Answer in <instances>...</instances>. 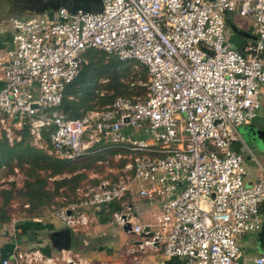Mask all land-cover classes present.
Returning <instances> with one entry per match:
<instances>
[{
	"label": "built area",
	"instance_id": "obj_1",
	"mask_svg": "<svg viewBox=\"0 0 264 264\" xmlns=\"http://www.w3.org/2000/svg\"><path fill=\"white\" fill-rule=\"evenodd\" d=\"M99 12L64 7L13 15L8 47L0 42V128L8 141L27 126L31 144L73 161L104 153L125 159L122 175L54 209L50 218L83 232L95 212H110L139 235L137 248L161 246L185 264H264V252L246 263L236 236L260 228L264 169L245 165L238 127L259 109L264 82V0H101ZM252 24L253 40L239 48L224 36L227 12ZM98 49L146 69L143 96H116L99 108L67 117L57 107L79 73L82 54ZM50 129V130H49ZM137 129L147 137H134ZM47 132L43 141L42 131ZM134 182V185L132 183ZM156 201L146 224L136 222L128 195ZM91 210L92 212H86ZM39 221V218H37ZM88 264L69 249L44 255L13 241L0 264Z\"/></svg>",
	"mask_w": 264,
	"mask_h": 264
},
{
	"label": "rangeland",
	"instance_id": "obj_2",
	"mask_svg": "<svg viewBox=\"0 0 264 264\" xmlns=\"http://www.w3.org/2000/svg\"><path fill=\"white\" fill-rule=\"evenodd\" d=\"M16 2V0H0V40L4 41L5 48L9 46V43L4 40L5 34L11 32V28L8 25L7 20L13 15H19L18 13H16L15 9ZM41 6V11L49 10V0H42ZM31 11L33 12V14H35L37 8H33ZM225 17L227 18V22L223 28V32L225 40L228 44H237L238 40L242 39V37L232 29V26L247 33H250L252 31L251 21L247 17L239 16L236 10L227 12ZM106 58L107 57H104L102 64L106 63ZM260 61L262 66L264 67V51L260 53ZM102 70L103 69L98 68L97 70H94V73L97 74ZM114 71V75L118 78L119 83L127 87V91H129V94L125 93V95L128 94L127 97L143 96L144 83L146 82L147 74L144 71V67L140 63L133 60L119 61ZM110 76V73L103 72L100 76L96 77L93 82L82 81L78 85V88L75 90V92H73V98L76 101L78 107L81 109H85L88 107H99L102 98H113L114 96L112 93V89L107 88V85L110 82ZM258 90L260 108L258 110V113H262V109H264V82L258 86ZM68 98H71V96H69ZM54 109L59 108L55 107ZM256 126L264 128V119H260L258 125L256 124ZM262 131H264V129H262ZM130 133L134 137L144 138L148 136L147 134L142 133L137 129L130 130ZM1 135L2 132L0 130V136ZM241 135L243 138L242 140L247 144L249 151L252 153L254 158L250 157L249 152L247 151V149H245L244 145L240 141L236 144L237 146L242 148L239 151L244 157L245 165L249 173L253 175L255 170L258 168V164L264 168V137L263 139L255 137L250 130L243 131ZM11 136L18 137V139L12 138L11 141H8L7 137L5 136L9 144L20 139V134L14 130L12 131ZM30 142L31 140L29 139V143ZM46 150L47 149H45V152L47 153ZM115 155V153H104L91 157L77 158L73 161L67 162L65 164V167L63 168V172L59 174L51 175L49 173V170L37 171L39 176L45 179V191H47V194L49 196L47 202L43 206H38L36 209L34 208V210L31 211V205L29 204L30 202L27 199L28 197H26L22 193V191H19L23 189V180L25 179L24 174L27 166H23V170H20L16 165H14V163L12 164L13 166L11 168L0 167V190H8L13 188L12 198L8 202L7 206L9 209V225L0 224V242L3 240L7 241L5 250H10L12 248L13 242L11 243L8 241L12 240L11 237L13 236H11V234H13L14 232L12 229H14L16 225H20L21 222H23L25 223L26 227V221L28 220H34L35 218L49 219L51 216L50 214L54 209L65 204L67 201L75 199L79 196L80 192H86L91 188H94L102 179L114 180L119 175H122L123 173L121 172V169L123 167L125 159H123L122 157H117ZM75 175L81 176L79 177V179H72L71 177ZM61 179H66L67 181L62 182L56 186L54 182ZM132 185H134V182L132 183ZM133 198L138 199L136 193H133V196L128 193V195H126L122 199V201L125 203H129ZM147 205H149L150 210H157L158 206L156 201L153 203H148ZM86 212L92 211L87 210ZM94 214L95 217L97 216L100 217V219L102 218L103 223L107 224V229L109 230H106V235L110 238L112 236L114 239H112V241L110 239L107 241V244L102 245V248L106 249L104 250L105 255H96L95 257L98 260H95V258H93L94 260L91 261L90 264H126L129 256L135 255L137 253L138 257L141 258L144 264H185L184 258L181 257L174 256L165 258L161 251L160 245L158 246L157 250H149L146 248L142 252H139L137 250H134L135 252H131L129 250V240L132 239L133 235H131L129 232H124L121 229V226L113 222L111 211L105 214L98 212H95ZM260 218L261 226L259 229L253 232H247L245 234L236 236V243L240 246V257L244 259L246 263H249L250 259L253 256L259 254L262 251L264 208L260 209ZM51 219L54 222V225H52V223L48 224L46 222L45 227L39 228L44 229L45 231H35L33 230L32 223L28 224V229L30 227L33 232H36L35 238H37V240H39L42 244H39V241H37L36 243L34 241V244L30 245V243H28L29 241H27V236H21L20 234L19 237L16 236V242L18 243V245L20 247L22 246V248L30 246L36 247L44 255H57L59 250L57 244L55 243V234L68 230L71 235L72 232H70V230L57 218L51 217L49 221ZM138 220L141 221V217H139ZM55 225L56 227H54ZM34 227H36V224H34ZM53 228L57 229L53 230ZM49 232L52 233L50 234ZM28 235L30 236V233ZM27 244L30 246H28ZM72 245L73 242L70 240L69 247H72ZM58 264L65 263L60 261Z\"/></svg>",
	"mask_w": 264,
	"mask_h": 264
},
{
	"label": "trees",
	"instance_id": "obj_3",
	"mask_svg": "<svg viewBox=\"0 0 264 264\" xmlns=\"http://www.w3.org/2000/svg\"><path fill=\"white\" fill-rule=\"evenodd\" d=\"M104 57H107V60L105 64H102ZM82 58L84 62L81 65L78 75L65 86L63 90V97L60 104L57 106L67 117H78L88 109L99 108L108 104V102L110 103L116 96L127 97L129 94L127 87L121 85L118 78L114 75V69L120 60L114 56L106 55L104 52L98 49H88L84 51ZM98 68L103 70L95 74L94 70H97ZM144 71L146 73L145 67ZM103 72L111 74L110 82L108 83L107 88L112 89L114 97L111 99L106 97L102 98L99 107H88L85 109L79 108L73 98V92H75V90L78 88V85L82 81L93 82L94 79L100 76ZM125 93L128 94L125 95ZM69 96H71V98H68ZM0 130L2 132V135L0 136V167L11 168L13 166L12 164L14 163V165H16L20 170H23V166H27L24 174L25 179L23 180V189L19 191H22V193L28 197L27 199L31 205L30 211L34 210V208L36 209L38 206H43L47 202L49 195L47 194V191H45V179L40 177L37 171L49 170L51 175L59 174L63 172L65 164L69 161L51 156L50 154H47L44 149L37 148L33 146L31 142L29 143L30 137L28 135L26 125L22 126V128L14 129V131L20 134V139L11 144L8 143L6 137L4 136L3 130L1 128ZM42 138L43 141H47V132L44 130L42 131ZM80 176L81 175H75L71 178L79 179ZM65 181L67 180L61 179L59 181H55L54 184L57 186ZM12 194L13 188L8 190H0V224L9 225V209L7 206L8 202L12 198ZM262 204L260 205L259 209L263 208ZM118 208V205L113 203L110 205L109 209L112 211ZM11 236L14 237H11V239L16 241V236L19 237L20 233L15 231L13 234H11Z\"/></svg>",
	"mask_w": 264,
	"mask_h": 264
},
{
	"label": "crops",
	"instance_id": "obj_4",
	"mask_svg": "<svg viewBox=\"0 0 264 264\" xmlns=\"http://www.w3.org/2000/svg\"><path fill=\"white\" fill-rule=\"evenodd\" d=\"M225 22H227V18L226 17H225ZM237 30H239V29H237ZM239 31H242V30H239ZM242 32L247 33L245 31H242ZM237 34H239L242 37V39L238 40L237 44H232V45L229 44L230 46H232L234 48H239L240 46L244 45L247 41H251L254 38V36L252 35L251 32L248 33L249 35H251L249 37H246V36H244V35H242L240 33H237ZM7 37H8L7 34H5L4 40H6ZM1 41L2 40H0V42ZM258 110H257L256 116L250 121V123L245 124V125H241V126L238 127L237 130L239 132V135H240L241 139H243L241 133L243 131H249V128L257 129V130H261V131H262V129H264V128H260V127L256 126V124L258 125L260 119H264V109H262V113H258ZM242 127H243V129H242ZM232 146L235 147V148L239 147V146H237L236 143H234ZM258 167L263 168L259 164H258ZM255 172H256V170H255ZM255 172H254V174H255ZM254 174L253 175L250 174V176L252 177V176H254ZM128 204L131 205L132 213L136 217L135 218L136 222H138L140 224H143V223L146 224L147 222L150 221L149 215H150V213L153 210L149 209V205H147L148 203H146L144 200H141L139 198L138 199L133 198V199H131V201ZM262 207L264 208V203L262 204ZM139 217H141V219H142L141 221L138 220ZM49 219H47V218H43V219L39 218V221L37 220V218L34 219L36 221L31 219V220L26 221V225H27L26 227L27 228L25 227V223L21 222L20 225H16L14 227V229H12V230L14 232L16 231V232L20 233L21 236L22 235L25 236V237L27 236V241H29L28 243H30V245H33L34 241L36 243L39 240H37V238H35L36 232H33L30 227L28 229V224L32 223L33 230H35V231H45L44 229H39V228L45 227V223L46 222L48 224L52 223V225H54V222L52 221V219L50 221H49ZM34 224H36V227H34ZM54 227H56V225ZM23 228H25V229H23ZM107 228H108V226H107L106 223H103L102 218L100 219V217L93 216L91 218L90 222H89L88 228L85 231L78 232V233L74 232V233H72L70 235V240L73 242V245H72V247H69V250L71 252L77 253L86 262H88V264H90V262L94 260L93 258H95V260H98L95 257L96 255H99V256H102V255L104 256L105 255L104 254V252H105L104 250H106V249L102 248V245L103 244H107L108 240L111 239V241H112V239H114L112 236L110 238V237H108L106 235V230H109ZM55 229H57V228H53V230H55ZM28 232L30 233V236L28 235L29 234ZM49 233L51 234L52 232H49ZM131 235H133L132 239H130V240L127 239V240H129V243H130V249L129 250L131 252H135L134 250L142 252L146 248L149 249V250H157V248L159 246V245H155L153 247H144L142 250H140V249L137 248L136 243H135V241H139L140 240V236L139 235H134V234H131ZM123 241H124V239H123ZM8 242L12 243V241H8ZM6 243H7V241H5V240L0 242V257L5 255L9 251V250H5ZM39 244H42V243L39 241ZM30 245H28V246H30ZM127 250H128V248H127ZM263 252H264V250H262L259 254H262ZM165 258H168V257H165ZM126 264H144V263L142 262L141 258L138 257V253H137L135 255H130L129 258H128V261L126 262Z\"/></svg>",
	"mask_w": 264,
	"mask_h": 264
},
{
	"label": "water",
	"instance_id": "obj_5",
	"mask_svg": "<svg viewBox=\"0 0 264 264\" xmlns=\"http://www.w3.org/2000/svg\"><path fill=\"white\" fill-rule=\"evenodd\" d=\"M49 10H55L58 7H64L66 8L69 12L73 13L77 10L84 11V12H99L101 10V0H49ZM232 29L240 33L246 37H249L248 33H244L242 31L237 30L234 26H232ZM243 129V128H242ZM249 130L252 132V134L255 137H258L260 139H263L264 137V132L261 130L257 129H252L249 128ZM122 230L124 232H128L129 230V223H125L124 225L121 226ZM147 231V226L143 227V231L139 233V236L141 237H147L150 236V233L146 232ZM55 243L58 246V250H67L69 249L70 245V233L68 230L65 232H58L55 234ZM136 244L140 243L139 241H135ZM156 245V243H155ZM262 250H264V228L262 230Z\"/></svg>",
	"mask_w": 264,
	"mask_h": 264
},
{
	"label": "flooded vegetation",
	"instance_id": "obj_6",
	"mask_svg": "<svg viewBox=\"0 0 264 264\" xmlns=\"http://www.w3.org/2000/svg\"><path fill=\"white\" fill-rule=\"evenodd\" d=\"M16 1L17 2L15 3L16 5L15 9H16V13H18L19 15H32L33 12L31 10L33 8H37V11L35 12V14L42 13L45 11V10L43 11L40 10V7H42L41 6L42 0H16Z\"/></svg>",
	"mask_w": 264,
	"mask_h": 264
}]
</instances>
